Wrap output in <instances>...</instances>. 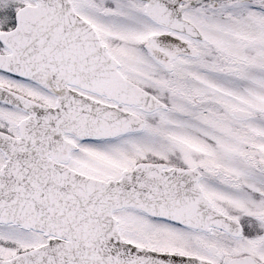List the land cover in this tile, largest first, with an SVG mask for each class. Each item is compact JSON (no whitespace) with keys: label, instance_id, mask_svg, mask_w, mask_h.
I'll use <instances>...</instances> for the list:
<instances>
[{"label":"snow or ice","instance_id":"obj_1","mask_svg":"<svg viewBox=\"0 0 264 264\" xmlns=\"http://www.w3.org/2000/svg\"><path fill=\"white\" fill-rule=\"evenodd\" d=\"M0 264H264V0H0Z\"/></svg>","mask_w":264,"mask_h":264}]
</instances>
